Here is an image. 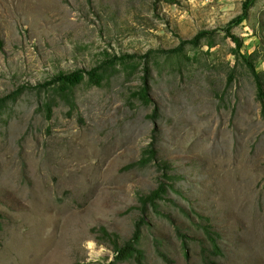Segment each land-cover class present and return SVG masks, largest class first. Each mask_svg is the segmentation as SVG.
Returning a JSON list of instances; mask_svg holds the SVG:
<instances>
[{
  "label": "rangeland",
  "instance_id": "rangeland-1",
  "mask_svg": "<svg viewBox=\"0 0 264 264\" xmlns=\"http://www.w3.org/2000/svg\"><path fill=\"white\" fill-rule=\"evenodd\" d=\"M244 1L0 0V98L24 88L0 116V264H107L113 249L97 230L121 245L138 222L146 264H166L162 254L171 264H264L261 103L242 64L228 80L234 44L222 31ZM203 30L217 32L209 54L205 44L197 57L187 48L194 59L181 58L179 69L150 60L151 105L133 95L141 66L128 75L118 65L100 86L85 79L73 107L58 100L49 117V92L32 89ZM232 33L245 53L264 40V0ZM150 143L157 160L129 167ZM160 182L171 184L160 215L142 212L138 197Z\"/></svg>",
  "mask_w": 264,
  "mask_h": 264
},
{
  "label": "trees",
  "instance_id": "trees-1",
  "mask_svg": "<svg viewBox=\"0 0 264 264\" xmlns=\"http://www.w3.org/2000/svg\"><path fill=\"white\" fill-rule=\"evenodd\" d=\"M256 0H245L242 3V11L241 15H238L232 18L222 31L224 32V36L229 37L233 42L234 46L230 50V54L233 56L235 63L232 67H230V71L227 74L228 80L232 79L234 76V71L237 63L242 64L246 70H248L249 74L253 78L254 87L256 91V96L259 102L261 103V115L264 120V69L260 71H256V64L258 62H264V40L259 43V45L254 48L251 52L245 53L242 51L243 43L241 39H238L233 33L232 29L236 26L247 23V14L254 7ZM217 32L215 30H203L198 32L192 39L189 40H180L179 44L172 49L168 50H159V51H149L144 54L138 60L134 55H126L120 58H111L105 61L103 64L98 67L92 68L88 72H84L82 70H76L70 73H59L53 76L50 80H46L43 83L38 84L33 87L40 92H49L47 98L43 100L44 112L47 117L50 116L52 112V105L58 101L67 102L70 106L73 107V103L71 101V96L73 92V88L82 82L87 81V83H91L97 86L101 85V81L108 75V71L116 70V66H122V68L130 75L134 72L138 66H141L142 76H141V86L140 88L134 92V96L138 99L143 105H151L152 99L150 98V85L149 78L150 74V60L152 63H159L158 57L163 56L164 62H168L170 60H174L175 64L178 65V69L180 68L181 58L186 62L190 59L189 56H186L185 50L189 48V54L193 57H197L201 52L200 47L202 44L207 46V50L205 53L209 54L210 49L215 45V34ZM156 53L152 54V53ZM158 54V55H157ZM237 62V63H236ZM110 68V69H109ZM109 69V70H108ZM24 89V88H21ZM18 90L17 92H13L12 94L0 98V116L3 115L8 105L13 103L18 95L22 92V90ZM26 89V88H25ZM29 89V88H28ZM155 113L156 110H153ZM157 160V150L153 143L147 145V147L143 150V153L138 161L133 164H130L129 167L135 166H146L149 163H153ZM163 170L165 171V164L163 165ZM159 168V167H158ZM165 179L171 181V177L165 176ZM171 188V184H165V182H160L157 185V188L151 191L147 195L139 196L138 201L141 207L142 212L144 210L151 209L154 213L159 214L158 207L160 202L164 201L169 190ZM204 220V218H201ZM142 222V220H141ZM139 223V222H138ZM136 224L135 230L132 236L123 242L121 245L117 243V236L114 234H110L106 231L105 228L100 227L97 231L105 238L108 239V242L111 244L113 249V258L107 264H121L124 262H132L134 264H146L145 263V254L144 251L140 248V241L142 237L141 226ZM144 224V223H142ZM2 228V216L0 215V229ZM201 229L203 230V235L206 240L209 242V246L211 248L212 254L219 257L222 255L220 248L217 244V235L213 234L212 231H209L207 224H204ZM178 236L183 241L184 249L187 248V240L186 237L182 234H178ZM186 257V254H185ZM161 258L165 261L166 264H171V262L165 258L162 254ZM206 264H215L213 261L206 262Z\"/></svg>",
  "mask_w": 264,
  "mask_h": 264
}]
</instances>
